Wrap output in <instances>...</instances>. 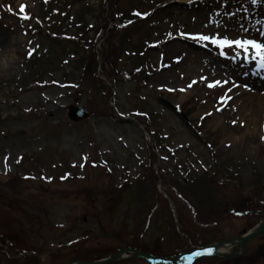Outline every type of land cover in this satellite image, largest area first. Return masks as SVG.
I'll return each instance as SVG.
<instances>
[{
	"label": "rangeland",
	"instance_id": "1",
	"mask_svg": "<svg viewBox=\"0 0 264 264\" xmlns=\"http://www.w3.org/2000/svg\"><path fill=\"white\" fill-rule=\"evenodd\" d=\"M197 35L264 43V0H0V264L170 258L264 221V70ZM128 256L105 264H150ZM194 264H264V235Z\"/></svg>",
	"mask_w": 264,
	"mask_h": 264
},
{
	"label": "water",
	"instance_id": "2",
	"mask_svg": "<svg viewBox=\"0 0 264 264\" xmlns=\"http://www.w3.org/2000/svg\"><path fill=\"white\" fill-rule=\"evenodd\" d=\"M68 110H69L68 117L70 121L73 123L84 122L92 116L91 112H89L88 109L83 106H70ZM263 234H264V222L260 223L255 229H253L251 232H249L243 237H240L237 239L220 241L217 243L210 244L206 247H197L189 253H183L173 258H158L155 256L141 253L136 250H127V251H124V253L129 252L134 255H137L138 257L149 261L151 264H194L196 261L202 258H211V257L218 256L219 248H222L224 246L231 245L234 243L243 247L247 242ZM232 257L233 255L227 256V258H232ZM122 258H123V252L111 258H108L104 261L98 262V263H81V264H105V263H110L113 261H119Z\"/></svg>",
	"mask_w": 264,
	"mask_h": 264
},
{
	"label": "snow or ice",
	"instance_id": "3",
	"mask_svg": "<svg viewBox=\"0 0 264 264\" xmlns=\"http://www.w3.org/2000/svg\"><path fill=\"white\" fill-rule=\"evenodd\" d=\"M252 3L253 4L257 3V0H252ZM25 7L26 6H23V5L21 6L20 8L21 13L24 12ZM9 10L11 11V8H9ZM23 18L30 19V17L27 15H25ZM185 38H191L194 40L206 42V44L210 43L216 46L217 48H219L221 51V55H224L225 58H227V53L224 51L226 48L227 49H238L239 51L235 53L236 56L241 57L242 59H247L249 63H252V61L255 60V62L260 65V68L264 70V43L259 42L255 39H243V40L229 39L226 36L220 37L219 35H216V36L197 35V36H191V37H185ZM241 53H243L244 55L241 56ZM202 79L206 80L207 77H203ZM220 84H221L220 81H216L214 83L209 84L208 86L214 88ZM221 102L230 103V100L228 97H225ZM220 111H223V109H220ZM5 163L7 164V160L5 161Z\"/></svg>",
	"mask_w": 264,
	"mask_h": 264
},
{
	"label": "bare ground",
	"instance_id": "4",
	"mask_svg": "<svg viewBox=\"0 0 264 264\" xmlns=\"http://www.w3.org/2000/svg\"><path fill=\"white\" fill-rule=\"evenodd\" d=\"M244 113H243V112ZM241 116H242V118H246V116H245V113H246V110L245 109H242L241 110ZM239 113H240V111H239ZM232 138V140H234V141H241L240 139L241 138H238L236 135H233V136H231ZM234 246H236V244L234 243V244H231V245H228V246H225V247H222V248H219V250H218V253L220 254V253H224L226 250H228L229 248H231V247H234Z\"/></svg>",
	"mask_w": 264,
	"mask_h": 264
}]
</instances>
